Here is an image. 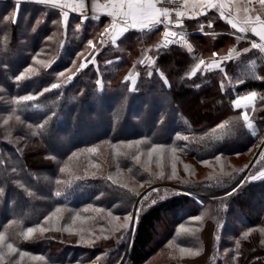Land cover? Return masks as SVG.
I'll list each match as a JSON object with an SVG mask.
<instances>
[{"label": "trees", "instance_id": "16d2710c", "mask_svg": "<svg viewBox=\"0 0 264 264\" xmlns=\"http://www.w3.org/2000/svg\"><path fill=\"white\" fill-rule=\"evenodd\" d=\"M60 19L58 9L27 3L17 8L12 1L0 2V233L7 238L0 251L5 253L4 264H264V176L260 175L264 163L253 171L256 179L250 176L240 184L241 166L233 165L236 159L249 156L264 134V101L259 99L264 96L263 57L254 50L228 63L226 79L218 72H199L189 78L195 64L207 55L199 50V38L192 35L200 29V20H186L179 29L198 47L189 53L186 46L157 51L159 29L128 32L116 46L107 38L101 48L99 33L109 25L107 18H92L79 30L77 13L69 16L67 28L54 23ZM89 39L97 44L95 64L77 73L93 51L87 47ZM35 59L50 66L36 64ZM251 59H256L255 73L242 72L243 63ZM28 67L39 74H27L32 79L17 82L16 76ZM130 72L136 79L134 91H129L131 82H123ZM97 80L102 81V90ZM52 83L62 86L40 97L35 102L39 108L13 103ZM249 91L258 94L256 110L247 109L256 137L238 119L244 110L232 103ZM198 102L206 109L202 114ZM45 120L47 124L39 129ZM225 121L229 122L225 128L217 127ZM177 135H187L189 141L177 140ZM154 145L164 151L149 158ZM174 147L175 153L171 152ZM89 148L97 151L90 153ZM217 155L220 160L215 159ZM61 167L66 171L61 173ZM159 184L175 185L193 195L159 188ZM146 186H157L159 191L151 192L141 205L143 197L139 200L135 193ZM58 190L60 197L55 196ZM57 207L61 213L46 221ZM137 207L141 211L132 229L121 228L125 215L131 212L135 217ZM197 216L201 219L196 220ZM37 225L55 230L24 239L22 233ZM181 225L188 231H182ZM66 227L71 231H63ZM246 232L249 235L244 238ZM7 243L17 251L8 255ZM182 247L199 254L181 252Z\"/></svg>", "mask_w": 264, "mask_h": 264}, {"label": "snow or ice", "instance_id": "6c2138e0", "mask_svg": "<svg viewBox=\"0 0 264 264\" xmlns=\"http://www.w3.org/2000/svg\"><path fill=\"white\" fill-rule=\"evenodd\" d=\"M39 3L49 6L52 9H64L67 7H71L69 3L66 2V0H39ZM258 4L261 9H264V0H183L181 4L177 3V0H108V4H106L104 7L110 8L111 11L107 13L108 16L111 17V23L104 27L103 32L99 33L101 39H100V47L102 48L104 46V40L103 37L105 35L111 37L110 43L112 46H116L117 40L126 33L129 29H139L140 31L147 30L148 32L153 31L155 28L163 26L164 30L162 33L163 39L161 42L156 46V50L159 51L161 48H167L169 45L176 43L177 39L180 41H184L187 43L185 33L183 31H175L176 29H182L183 28V20L184 18L193 19L195 17L188 15L187 9H191L192 12H195L197 16L199 15H207L209 10H214L220 19L224 20L227 25L230 26L232 30H234V34L237 43L240 41L246 40L247 35L244 34H251L252 37L258 38V41L256 39L249 40L250 47H244L241 50H237L236 48H231L227 55H225L220 60H214L212 63L208 64L206 70H212L213 65L215 69L221 71L222 73H225V76L227 77L225 69L221 66L224 62H230L234 59L233 54L235 53V57L239 58L242 53H248L251 50H259V53H264V16H262L254 6ZM167 5H173V7H168ZM78 8H85L84 0H79V3L76 5ZM173 15L175 16V20H173ZM16 14H13L12 23L16 22ZM97 19H100V17H96ZM88 19L87 15H81L80 22L76 25V29L79 30L81 25L86 22ZM68 20H69V14L66 11H61V19L59 21H54V23L62 25L64 28L68 27ZM205 27L211 29L213 27V22L208 21L207 25L201 24L200 25V31L201 33L204 32ZM51 39V37H49ZM87 47L91 48L93 51L89 53V57H85L84 62H81L79 65V68L77 69V73L83 69H85L89 63L95 64V55L97 53V44L93 42V39H89L87 41ZM188 51H192L191 44H188ZM213 57H217L218 54L216 52H213ZM149 61L151 63H154L155 61L152 60L151 57H148ZM111 61H109L110 63ZM34 63L41 64L45 68L49 67L50 65L46 64L44 61L35 59ZM141 65H144V60L141 59L139 61ZM255 63V61H253ZM205 65V61L203 59H199V62L195 64V67L192 69L191 73L189 74V78L191 76H194L198 70L201 69V66ZM151 66V65H148ZM133 68H135V65H133ZM159 71V70H157ZM27 74H34L38 75L39 73L37 70L33 67H28L22 72L20 75L16 76V81L20 82L25 79H32V75ZM60 76H64V72L59 73ZM161 78L163 79L165 85L168 84L167 79L163 76V73H160ZM148 76H152V72L148 73ZM257 79H261V77L257 76ZM73 79L72 76L68 77V81L71 82ZM124 83L131 82V87L129 88V91L135 90L136 85V79L132 78L131 72L129 75H126L124 78ZM97 84L99 85L100 89L103 88V83L100 80H97ZM62 85L60 83H52L50 87L43 88L39 93L37 94H26L23 96H20L18 98H15L13 100V103L17 106H28V107H36L39 108L40 105L38 103H35L39 100L40 97L44 96L45 93L50 92L55 89H59ZM199 87V85H197ZM221 91H225L224 82L221 81L220 83ZM258 98V94L256 91H249L245 96L239 97L235 99L232 103L233 106L236 109H244V111L241 113V117L238 119H242L244 122V126L250 131L251 135L253 137L257 136V129L255 126L254 121L250 118L248 115V108H251L253 112L256 110V101ZM259 99L261 101H264V96H260ZM243 102V103H242ZM13 112H15V109H13ZM54 115V114H53ZM11 119V117H9ZM15 119L17 121H20V116L16 115ZM47 120H45L42 124L38 125L39 129H43L44 126L47 124ZM228 121H225L221 124H219L217 127L223 129L228 124ZM4 124H8V120H4ZM31 127V125H29ZM215 131V129H213ZM38 133L33 132V135H36ZM177 140H182L185 142L189 141V136L187 135H177ZM203 139V137H201ZM139 143V142H137ZM127 147L131 148L132 145H127ZM261 150L258 153L257 161L264 160V146H260ZM181 151H185L186 149L180 148ZM86 151L90 153H95L97 151L96 148H89ZM163 148L160 145H154L150 148L148 152L149 158H151L153 153H163ZM177 151V148H172L171 152L175 153ZM251 151V149H249ZM73 156L76 155V153L72 154ZM237 155H240V153H237ZM220 155H217L215 157L216 160H220ZM71 159V157H69ZM134 159L139 162L140 156L136 155ZM204 163H207V161H204ZM255 166V163L252 165ZM248 167L247 165L245 166ZM172 175L176 176V166L175 163L172 164ZM131 171V169H129ZM187 170V166H186ZM15 171V169H13ZM61 173L66 171V167H61L59 169ZM163 173H161V177H163ZM224 175H230L229 173H224ZM261 176H264V173H261ZM252 179H256V176H252ZM79 179V178H77ZM109 180H112V177H108ZM222 182V181H218ZM56 184L62 183L60 180L55 181ZM112 183H116L114 180H112ZM21 188H24L23 184L19 185ZM126 187V186H124ZM25 191H28L25 189ZM159 189H151V192H158ZM235 191V189L233 190ZM146 194L143 199L140 201V204L143 205V201L148 199V195ZM3 193V189L0 188V194ZM137 196H139V193H135ZM232 193H228V195H231ZM28 195H33L32 192L28 191ZM62 195L61 191H56L55 196L60 197ZM99 198V197H98ZM156 201L154 200L153 203ZM61 208L57 207L54 212H52L48 217L45 218V220H51L54 217H57L58 213H61ZM84 211H88V209H84ZM95 211L100 212L103 211V209H95ZM141 211V207H137L135 209V217L130 212L127 215H125L124 220L126 221L125 224L121 225V228L128 229L132 224L136 222V220L139 217ZM111 215V213H110ZM76 219H79V215L73 218V223ZM115 219H119V217H115ZM196 220H200L201 217L197 216L195 217ZM15 223V221H13ZM49 230H55V229H47L43 227L42 225H37L35 227H28L25 232L22 233L24 239H31L34 237V235L39 232L41 235ZM119 230V229H117ZM181 230L187 232L188 230L184 228L183 225H181ZM63 231L70 232L71 228L66 227L63 229ZM103 232V229L101 230ZM249 233H244V238H247ZM6 237L3 233H0V245H4L6 241ZM99 239V237L97 238ZM104 239H108L107 236L104 237ZM261 243L264 244V240H261ZM6 247L8 249V255H11L12 253H15L17 249L13 247L12 243H7ZM240 247V241H236V248L239 249ZM181 252L189 253L190 255H198L199 253L196 251H193L192 248H180ZM21 255H26V253H21ZM39 259H43V257H40ZM99 260V257L96 258ZM5 260V253L0 251V264H4ZM14 264V262H13Z\"/></svg>", "mask_w": 264, "mask_h": 264}, {"label": "crops", "instance_id": "0c3cea01", "mask_svg": "<svg viewBox=\"0 0 264 264\" xmlns=\"http://www.w3.org/2000/svg\"><path fill=\"white\" fill-rule=\"evenodd\" d=\"M6 1H12L16 5H19L20 3H29V4H38L40 6L49 7L47 5L39 3V0H0V2H6ZM66 2L69 3L71 5V7H67V8H64L62 10L58 9V10L59 11L68 12L69 16L74 14V13L78 14L82 10L83 11L86 10V11H90L93 14H95L96 17H100V18L105 17V18H107L109 20V23L111 22V17L107 15V13L111 11V9L104 7L105 5H102L100 3V0H84L85 8H83V9L76 7V5L79 3V0H66ZM252 6H254L256 8V10L262 16H264V9H261L258 4H255V5H252ZM186 11L188 13H192L193 15L196 14L195 12H192L190 8L187 9ZM198 20H200L201 24H204V25H207L208 21H212L213 22V27L211 29L205 27L203 33H201L200 29L197 32H193L192 33V35H195V36H197L199 38L198 42H201V44L204 45V48H202V46L200 44L199 45V50L202 51V52L206 51V54H207L206 58H202L205 61V65L201 66V69L198 70L196 72V74L199 73V72H202V74H204L205 72H218L226 79L227 77L225 76V73H222L221 71L215 69L214 65H213V69L212 70H206L208 64L212 63L214 60L222 59L225 55H227L228 51L231 48H236L239 51V50L243 49L244 47H250L249 40L256 39L257 42H259L258 38L252 37L250 33L249 34H244V35H247V39L237 43L236 38H235V35H237V34H234V30H232L230 28V26L225 23L224 20L220 19L218 14L214 10H209L207 15L202 16ZM132 31L143 32V31H140L139 29H129L126 33L132 32ZM145 31H147V30H145ZM126 33H124L117 40V42ZM186 34H188V33H186ZM190 35H191V32H190ZM103 38H104V40H106L107 38H110V40H111V37H109L107 35H105ZM203 41H206V42L204 43ZM217 42H219V43H217ZM188 44H191V43H189V42L187 43V45H186V50L187 51H188ZM191 46H192V51L191 52L188 51L189 53H194L195 51H198L197 50L198 47H196L194 45H191ZM252 51H254V50H251L248 53H242L239 58H236L235 57V53H234L233 54L234 59L232 61H230V62L239 61L242 58V56H244L245 54H250ZM255 51L260 56H262L263 59H264V53H259V50H255ZM213 52H216L218 54V56L217 57H213V55H212ZM201 57H203V56H201ZM253 61H255V63H253ZM230 62H224L221 65L225 69V71H226V65L228 63H230ZM243 66L244 67H242V68H245V69L242 72L248 73V74H254L255 73V66H256V59H254V60L251 59L248 62L243 63ZM194 76H191V78L194 77ZM237 98H239V97H237ZM248 109H251V108H248ZM242 110H244V109H242Z\"/></svg>", "mask_w": 264, "mask_h": 264}, {"label": "rangeland", "instance_id": "374dc122", "mask_svg": "<svg viewBox=\"0 0 264 264\" xmlns=\"http://www.w3.org/2000/svg\"><path fill=\"white\" fill-rule=\"evenodd\" d=\"M22 3H20L19 5H16L17 6V8H19V6L21 5ZM27 4H29V3H27ZM38 5V4H37ZM133 79H135L134 77H133ZM132 86V85H131ZM198 105H199V113L200 114H202V112H203V110L205 111L206 109H203V105H200L199 104V102H198ZM264 136V134H262L261 136H259L258 137V139H257V143H256V145H255V147H254V150L251 152V154H249V156H247V157H244V158H240V159H236L235 160V164H233L234 165V167L235 166H237V167H239V166H241V179H240V181H239V184L244 180V179H246V178H248V177H250V176H252V174H253V171L254 170H256L257 168H259V167H261L262 166V164L264 163V160H259V162H256L257 161V157H258V154H256V157L254 158V159H252V157H253V154L256 152V150H257V146H258V144H259V140H260V138H262ZM262 146H264V143H263V145ZM261 150V149H260ZM259 150V151H260ZM259 153V152H258ZM252 159V160H251ZM255 163V166L253 167L252 165ZM248 166L247 168L245 167V166ZM261 175V174H260ZM159 188L160 187H169V188H172V189H177V190H179V191H181V192H185V193H189V194H191V195H193V193H191V192H189V191H187V190H185V189H182V188H179V187H177V186H175V185H170V184H159V185H157ZM157 186H146L141 192H140V196L142 195V193H144V192H146L142 197H144L146 194H148V193H150L151 192V189H154V188H156V189H158L157 188ZM207 197H209L210 198V196H207ZM211 197H213V196H211ZM140 198V197H139ZM90 264H96V263H90Z\"/></svg>", "mask_w": 264, "mask_h": 264}, {"label": "built area", "instance_id": "2783aa9c", "mask_svg": "<svg viewBox=\"0 0 264 264\" xmlns=\"http://www.w3.org/2000/svg\"><path fill=\"white\" fill-rule=\"evenodd\" d=\"M183 2V0H177V3L178 4H181ZM100 3L101 4H103V5H106V4H108V0H100ZM168 7H173V5H167ZM81 15H87L88 16V19H91V18H94L95 17V15L92 13V12H90V11H86V10H82L80 13H79V17L81 18ZM188 15H193L192 13H188ZM87 19V20H88ZM185 19V18H184ZM173 20H175V16L173 15ZM155 29H159L160 30V38H159V40L156 42V46L161 42V40L163 39V36H162V33H163V30H164V28H163V26H161V27H158V28H155ZM173 30H175V29H173ZM176 31V30H175ZM185 37H186V40H187V43H188V35L187 34H185ZM187 43H185L184 41H180L179 39H177V42L176 43H173V44H171V46L172 47H174V48H178V49H182V48H184L185 47V45L187 44Z\"/></svg>", "mask_w": 264, "mask_h": 264}, {"label": "water", "instance_id": "95a60500", "mask_svg": "<svg viewBox=\"0 0 264 264\" xmlns=\"http://www.w3.org/2000/svg\"><path fill=\"white\" fill-rule=\"evenodd\" d=\"M202 16H204V15H199V16H197L196 14L195 15H193V17H195V18H193V19H188V18H185L186 20H198V19H200ZM183 26H184V21H183ZM176 29V28H175ZM178 30V29H177ZM170 46V45H169ZM168 46V47H169ZM239 184V183H238ZM237 184V185H238ZM147 192V191H146ZM146 192H144V193H142V195L140 196V198H139V200L142 198V196L146 193ZM132 227H133V224L130 226V230L132 229Z\"/></svg>", "mask_w": 264, "mask_h": 264}, {"label": "bare ground", "instance_id": "6f19581e", "mask_svg": "<svg viewBox=\"0 0 264 264\" xmlns=\"http://www.w3.org/2000/svg\"><path fill=\"white\" fill-rule=\"evenodd\" d=\"M263 143H264V136H263L262 138H260V140H259V144H258V146H257V150H256V152L253 154L252 159H254V158L256 157V154H258L259 150L261 149L260 146H262ZM252 159H251V160H252Z\"/></svg>", "mask_w": 264, "mask_h": 264}]
</instances>
